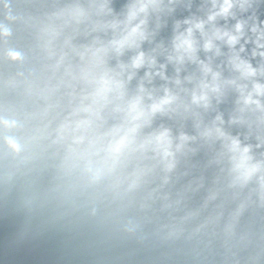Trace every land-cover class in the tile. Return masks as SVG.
I'll list each match as a JSON object with an SVG mask.
<instances>
[{
	"label": "water",
	"instance_id": "obj_1",
	"mask_svg": "<svg viewBox=\"0 0 264 264\" xmlns=\"http://www.w3.org/2000/svg\"><path fill=\"white\" fill-rule=\"evenodd\" d=\"M0 264H264V0H0Z\"/></svg>",
	"mask_w": 264,
	"mask_h": 264
},
{
	"label": "clouds",
	"instance_id": "obj_2",
	"mask_svg": "<svg viewBox=\"0 0 264 264\" xmlns=\"http://www.w3.org/2000/svg\"><path fill=\"white\" fill-rule=\"evenodd\" d=\"M225 11H226V9H225ZM240 28H241V26L238 24V25L236 26V30H237V32L240 31ZM237 39H238L237 36H230V37H229V40H230L231 43H235ZM19 55H20V54H19L18 52H13V53H11V58H12L13 60H15V59H17V58L19 57ZM12 147L18 149L19 146L16 145L15 143H13V144H12Z\"/></svg>",
	"mask_w": 264,
	"mask_h": 264
}]
</instances>
